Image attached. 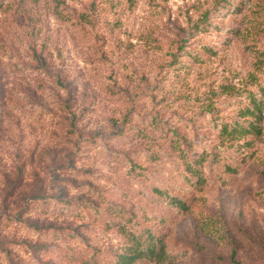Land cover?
<instances>
[{"label": "rangeland", "instance_id": "rangeland-1", "mask_svg": "<svg viewBox=\"0 0 264 264\" xmlns=\"http://www.w3.org/2000/svg\"><path fill=\"white\" fill-rule=\"evenodd\" d=\"M252 97L264 0H0V264H264Z\"/></svg>", "mask_w": 264, "mask_h": 264}, {"label": "trees", "instance_id": "trees-1", "mask_svg": "<svg viewBox=\"0 0 264 264\" xmlns=\"http://www.w3.org/2000/svg\"><path fill=\"white\" fill-rule=\"evenodd\" d=\"M250 103L252 104V107L244 108L240 114V117L242 119L245 117H250L253 118V120L250 119L247 122H236L234 125L223 124L221 126L222 133L235 135L237 138H240L248 133L256 134L259 132L260 126L258 122L260 117L264 114V100L252 97ZM179 149L180 153L183 154V148L180 146ZM185 164L189 172H192L198 178H201L199 170H196L195 166L189 160H186ZM228 169H230L229 171L231 172L235 171V169L231 167H228ZM169 197V195H166L167 199H169ZM170 199V205L173 207H177L181 210H185L189 207L188 203L182 200H174L172 197H170ZM131 237L130 243L139 249L138 254H121V257L118 260L121 264H129L137 257L161 259L166 253L165 242L162 238V235L153 229L150 230L148 228H143L142 232L138 234V236L133 234Z\"/></svg>", "mask_w": 264, "mask_h": 264}]
</instances>
